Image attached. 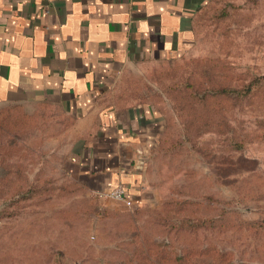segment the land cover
Returning a JSON list of instances; mask_svg holds the SVG:
<instances>
[{"label": "rangeland", "instance_id": "rangeland-1", "mask_svg": "<svg viewBox=\"0 0 264 264\" xmlns=\"http://www.w3.org/2000/svg\"><path fill=\"white\" fill-rule=\"evenodd\" d=\"M195 31L188 57L120 79V91L166 112L146 202L103 203L65 174L74 135L57 111L10 113L14 125L0 126V264H264V88L205 101L203 133L202 118H179L167 94L200 75L230 86L264 76V0H211Z\"/></svg>", "mask_w": 264, "mask_h": 264}, {"label": "crops", "instance_id": "crops-1", "mask_svg": "<svg viewBox=\"0 0 264 264\" xmlns=\"http://www.w3.org/2000/svg\"><path fill=\"white\" fill-rule=\"evenodd\" d=\"M211 0H0V109L70 120L65 174L102 199L150 200L146 162L166 112L120 96L128 71L188 57ZM104 203V202H103Z\"/></svg>", "mask_w": 264, "mask_h": 264}, {"label": "trees", "instance_id": "trees-1", "mask_svg": "<svg viewBox=\"0 0 264 264\" xmlns=\"http://www.w3.org/2000/svg\"><path fill=\"white\" fill-rule=\"evenodd\" d=\"M189 80L179 85L177 89L173 91H169L168 93L166 92V93L170 96H174L175 98L174 106H177L178 107L177 110L179 112H182L180 116H178L179 118H185V119H198V118L201 119L202 118L203 123L200 125L201 127L200 133H203L205 131L204 129L205 118L210 117V116H207L206 113H204L206 108H205V105H203V103L205 101L206 102L214 101L213 98H215V96H217L218 98L222 94H232V95L234 94V95H239V96H242V95L247 96L257 89L264 88V76H253L247 82L240 84L239 86H230V85H222V84L214 85L210 83L207 84L203 80L201 75L199 79H192L190 81ZM174 92H178L179 94L173 95ZM119 93H120V96L126 100H134L139 103H144L147 100L144 95H138L139 94L138 92H133L132 94L129 95L124 92V89H122ZM211 105L213 106V104ZM206 110L209 111L208 109ZM12 111L16 112L17 115L24 117L23 114L25 113L23 112L22 108L18 105L1 108L0 109V119L3 118L6 120H3L4 122L0 126L6 127L7 125H12V126L14 125L15 118H14V121L11 120L12 118H10V113ZM184 111H188V114H183Z\"/></svg>", "mask_w": 264, "mask_h": 264}, {"label": "built area", "instance_id": "built-area-1", "mask_svg": "<svg viewBox=\"0 0 264 264\" xmlns=\"http://www.w3.org/2000/svg\"><path fill=\"white\" fill-rule=\"evenodd\" d=\"M110 197L117 199V200H124V190L122 187H118L116 190L112 191L109 194Z\"/></svg>", "mask_w": 264, "mask_h": 264}]
</instances>
